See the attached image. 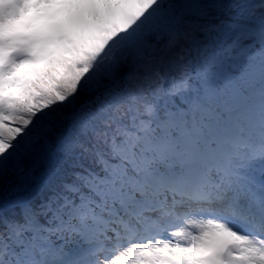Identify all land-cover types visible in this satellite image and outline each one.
Wrapping results in <instances>:
<instances>
[{
	"label": "snow or ice",
	"instance_id": "1",
	"mask_svg": "<svg viewBox=\"0 0 264 264\" xmlns=\"http://www.w3.org/2000/svg\"><path fill=\"white\" fill-rule=\"evenodd\" d=\"M0 264H264V0H0Z\"/></svg>",
	"mask_w": 264,
	"mask_h": 264
}]
</instances>
